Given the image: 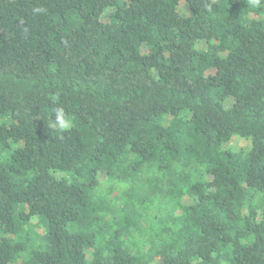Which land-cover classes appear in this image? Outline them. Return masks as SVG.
Here are the masks:
<instances>
[{
  "label": "trees",
  "instance_id": "trees-1",
  "mask_svg": "<svg viewBox=\"0 0 264 264\" xmlns=\"http://www.w3.org/2000/svg\"><path fill=\"white\" fill-rule=\"evenodd\" d=\"M155 261L264 264V0H0V264Z\"/></svg>",
  "mask_w": 264,
  "mask_h": 264
},
{
  "label": "rangeland",
  "instance_id": "rangeland-1",
  "mask_svg": "<svg viewBox=\"0 0 264 264\" xmlns=\"http://www.w3.org/2000/svg\"><path fill=\"white\" fill-rule=\"evenodd\" d=\"M187 5L185 3H181L180 5V10L181 12H185L186 11V8ZM200 45H204V42L203 41H200L199 43ZM232 102V100L229 98L227 101H226V105H230ZM230 146L233 147L234 149H239V148H247L249 146V141L248 139H245L243 137H234L232 139V141L230 142ZM18 209L20 208H23V206H21V204H18L17 205ZM37 219L34 218V222L36 221ZM36 222H39L38 220ZM39 226L37 227H34V230L32 232V236L33 237H36V238H39V236H41L44 232H45V228L44 226H42L40 223L38 224ZM152 264H159L158 261H155L153 262Z\"/></svg>",
  "mask_w": 264,
  "mask_h": 264
},
{
  "label": "clouds",
  "instance_id": "clouds-1",
  "mask_svg": "<svg viewBox=\"0 0 264 264\" xmlns=\"http://www.w3.org/2000/svg\"><path fill=\"white\" fill-rule=\"evenodd\" d=\"M259 3V0H256ZM72 125L71 119L66 116L63 108L55 109V121L51 124V127L57 128L60 131H65L70 129Z\"/></svg>",
  "mask_w": 264,
  "mask_h": 264
}]
</instances>
